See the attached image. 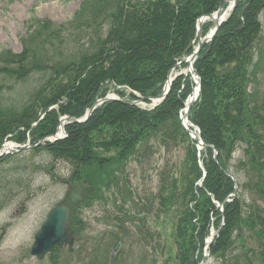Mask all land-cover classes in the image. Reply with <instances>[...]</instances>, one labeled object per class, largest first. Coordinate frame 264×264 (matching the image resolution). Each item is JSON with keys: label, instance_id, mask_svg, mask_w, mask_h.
Listing matches in <instances>:
<instances>
[{"label": "trees", "instance_id": "trees-1", "mask_svg": "<svg viewBox=\"0 0 264 264\" xmlns=\"http://www.w3.org/2000/svg\"><path fill=\"white\" fill-rule=\"evenodd\" d=\"M80 2L72 17L60 23L29 18L21 51H0V89L7 87L5 80L23 81L32 75H38L39 82L17 109L0 110V140L10 133L16 143L35 144L56 133L62 115L81 118L110 88L120 96V88H127L132 99L138 98L134 92L142 98L157 96L169 70L192 52L196 19L217 10L222 0ZM262 10L264 0H236L194 62L200 91L188 118L208 146L200 151L203 169L196 143L178 118L194 85L183 74L173 79L166 97L152 109L103 102L86 121L65 124V137L45 140L39 147L70 164V181L86 185L82 202L71 208V228L77 235L84 231L77 208L91 204L100 189L109 191L112 183L121 189L114 172L106 174V169L125 164L141 142L177 134L188 141L189 162L180 185L173 178L162 196L164 206L174 205L177 211L173 264H199L211 225L219 229L210 256L219 257L222 264H264V204L257 201L264 202V95L257 100L262 92L256 87L264 74L258 21ZM210 26L203 23V35ZM237 150L242 155L232 171L229 164ZM100 151L115 154L103 156ZM236 185L248 198L238 197L237 191L232 195ZM115 201L116 195L113 204L122 211L119 205L126 200L122 197L118 205ZM214 201L223 203L222 210ZM123 213L131 218L129 211ZM108 217L120 219L116 214ZM117 226L123 231L120 222ZM237 242L243 251L232 254Z\"/></svg>", "mask_w": 264, "mask_h": 264}, {"label": "rangeland", "instance_id": "rangeland-1", "mask_svg": "<svg viewBox=\"0 0 264 264\" xmlns=\"http://www.w3.org/2000/svg\"><path fill=\"white\" fill-rule=\"evenodd\" d=\"M80 3V0H0V51H21L20 38L26 31L25 23L29 18H46L60 23L70 19ZM258 21L263 42L260 41L264 44L263 10ZM187 69L181 66L172 75L185 74ZM37 79L38 75H32L23 81L5 80L8 85L0 89V110L17 109L39 85ZM256 87L264 92V74L259 76ZM120 89L124 91L122 96L112 88L109 95L123 97L124 101L134 103L127 104L141 109H152L151 100L136 102L129 89ZM262 93L258 94L257 100L263 98ZM1 144H11L13 149H19L10 133L0 140ZM18 144L33 145L30 140ZM40 146L10 153L8 159L0 161V264H173L177 252L174 234L177 211L174 205L164 206L162 196L167 192L163 187L169 186L173 178L180 185L181 173L189 162L187 140L176 134L169 139L152 137L137 144L135 154L125 164L106 169V174L114 172L121 189L112 183L109 191L105 187L100 189L91 204L77 208L84 231L81 238H76L72 251L63 246L52 257L48 253L38 259L30 254V248L49 211L62 202L69 209L71 224V208L80 198L78 204L82 202L81 191L86 188L78 181H70L71 166L67 161L53 159ZM100 152L103 156L115 154V151ZM241 155L239 150L233 153L229 164L232 171ZM104 184L105 181L100 183L101 186ZM73 191L80 193V198L74 201L71 199ZM114 195L116 205L121 204L122 197L126 200L119 205L122 211L113 204ZM237 195L248 198L241 194L238 185ZM123 211H129L131 218ZM114 214L120 219L108 217ZM117 222L122 224L123 231L117 229ZM242 248L237 242L232 247V254H238ZM206 264H222V260L208 256Z\"/></svg>", "mask_w": 264, "mask_h": 264}, {"label": "water", "instance_id": "water-1", "mask_svg": "<svg viewBox=\"0 0 264 264\" xmlns=\"http://www.w3.org/2000/svg\"><path fill=\"white\" fill-rule=\"evenodd\" d=\"M235 1V0H233ZM226 5V1L223 0L222 5L220 8L213 14L204 15L197 20V27H196V33H195V39L197 40V46L193 50L191 54H189L186 58L182 59L181 62H179L176 66H178L180 63H187V72L191 74V76L194 79L195 85L192 89L191 94L187 98V105L185 108V112L181 117V124L184 127V129L190 134V136L194 139L199 141L201 143L202 147L206 148L207 145L204 144L202 141L199 140L198 134L193 130V125L187 120L188 113L190 111L191 106L193 105L194 101L196 100L200 88V78L195 73V70L193 68V63L195 59L197 58L200 50L204 46L205 43L211 42L213 35L218 31L220 24L224 20V8ZM233 6V5H232ZM205 19H208L212 22H214V28L209 32L208 35L202 37L201 36V26ZM171 74L172 69L168 72L167 80L164 83L163 89L159 95L156 96V98H159L162 100L168 91L170 90L171 85ZM151 99V98H146ZM109 100H118L113 97L106 96L102 99L97 100L92 107L89 108L87 113L82 119H76L73 117H62L60 120L61 122L64 121V119H68L69 122H83L87 120L92 113V111L95 109L96 105L109 101ZM121 102H124L120 100ZM129 104H134L133 102H125ZM186 124H188L193 129H190ZM60 132L64 133V128H60ZM60 138V136L56 135L55 139ZM43 143L39 142L38 144ZM38 144L30 145L25 144L21 145L19 149H9L7 152L0 153V156L4 153H16L21 150H24L26 148L35 147ZM2 147V146H1ZM217 152L214 151V158L216 159ZM80 198V193L73 191L71 195V199L74 201L75 199ZM69 209L61 204H56L48 213L46 220L41 225L39 231L34 236V242L33 245L30 248V254L33 256H36L38 259H41L47 252L52 251L53 247L56 246H62L67 245L69 250H72V245L75 239L73 230L69 227ZM119 243V242H118ZM118 243L115 247H117ZM208 257V253L203 254L202 260L199 264H205L206 258Z\"/></svg>", "mask_w": 264, "mask_h": 264}, {"label": "bare ground", "instance_id": "bare-ground-1", "mask_svg": "<svg viewBox=\"0 0 264 264\" xmlns=\"http://www.w3.org/2000/svg\"><path fill=\"white\" fill-rule=\"evenodd\" d=\"M226 1V5H228L227 7V10H229L230 9V5H231V1L232 0H225ZM222 2H223V0H222ZM222 2H221V4H222ZM225 16V15H224ZM214 23V22H213ZM60 126H62L63 127V123H61L60 124ZM208 147V146H207ZM206 147V148H207ZM212 147V146H211ZM213 148V147H212ZM9 149H11V144H5L3 147H2V149H1V152H7V150H9ZM232 195L234 196L235 195V192H233L232 193ZM214 203H215V205L217 206V208H221L222 206H223V203H217L216 201H214ZM211 221L213 222L214 221V219L212 218L211 219ZM223 223V222H222ZM212 229L214 230L215 228H214V226H210V229H209V233H210V235L209 236H207L206 238H205V243H204V245H203V249L202 250H204V249H207L208 251H209V247H210V242H211V239H212V236L213 235H211V231H212ZM219 229V228H218ZM218 229L216 230L215 229V232L217 233L218 232ZM212 243V242H211ZM209 245V246H208ZM208 246V247H207Z\"/></svg>", "mask_w": 264, "mask_h": 264}]
</instances>
